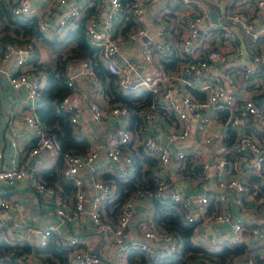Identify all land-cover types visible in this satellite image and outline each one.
Segmentation results:
<instances>
[{
	"label": "built area",
	"instance_id": "2783aa9c",
	"mask_svg": "<svg viewBox=\"0 0 264 264\" xmlns=\"http://www.w3.org/2000/svg\"><path fill=\"white\" fill-rule=\"evenodd\" d=\"M155 0H80L72 4L61 14H55L53 23L44 19L41 28L44 31L60 29L69 23L70 19L77 18L81 11L87 6H93L98 12H102L104 7L105 16L103 27L97 16H87L83 22V31L87 42L98 48L100 59L103 65L119 78L120 86L124 90L147 88L153 92V98L144 105L134 108L118 101L105 104L104 91L97 89L94 83L97 80L95 71L89 58L71 57L64 63V79L68 86V91L61 97L58 106L66 110L73 123H78L86 112H89V119L95 122L103 120L105 116L115 117L118 114L128 115L133 113L142 117L143 150L153 156L160 165L166 164L173 159L184 160L194 153L198 154L201 142H209L211 135L207 134V125L213 118H216L219 110H224L226 115L223 119L226 127L241 125L243 130L239 131L235 138L233 156L230 158L224 143H220L216 148L214 159L208 160L200 157L188 163L185 170L187 176L192 175L195 167H200L203 175L208 176L211 171L218 175V185L220 190L213 194L218 199H226L224 190L235 192L236 201L242 203L251 198L256 201L259 207L260 216H254L250 223L242 220H234L225 207L210 213L207 204L210 196L206 192L198 195L190 193L178 187H173L168 178H154V187L147 193L146 202L153 206V200L159 199L162 202H177L183 211L186 222H193V238L201 244H221L233 245L244 242L246 230L250 232L253 241H256L257 248L245 254L246 264H263L264 259V140L257 138L247 128H261L264 131V103L258 104L251 96H237V78L233 72L226 71L222 76L224 81L215 78L206 82V95L195 97L191 92L178 85L168 82L169 72L163 69L156 60V54L163 51V41L168 36L166 22L158 20L155 22L157 32L155 38L148 34L145 26V8L147 2ZM219 6L216 11L217 22L207 21L206 25L200 29L199 22L208 16V9L204 4L200 6L198 12L187 20L186 32L179 41V50L182 53V64L180 72L176 73L177 78L188 80L198 67H205L208 70L218 65L226 53L213 43L217 35L223 40H233V50L236 58H243L240 64V72L243 80L256 78L259 84H264V27L253 30L256 15L264 8V0H244L247 1L254 13L249 16L244 11L229 10L221 5V0H208ZM12 12L24 16H36L38 11L33 8L30 0H13ZM58 4H66L67 0H57ZM190 3V0H167L166 11L177 12L181 7ZM126 4L130 7V14L135 26L124 37L113 36L117 34V28L124 19ZM106 5V6H105ZM207 20V18H206ZM238 22L244 33H250L251 46L254 50H246L240 41H234L235 29L232 22ZM141 38L140 50L143 60L147 62V68L152 73L147 75L138 68L136 59L125 53L126 45ZM33 56V44L6 43L0 55V74H3L13 88H23L25 90L24 101L28 104L18 118L11 117L10 124H20V131L11 138L10 144L13 149L4 147L0 142V186L12 187L15 183L26 177L28 184L41 192L54 193L53 186L47 184L40 176L42 169V158L38 156L28 171L26 166L18 164L15 156L17 138L20 135L31 139L29 154L36 155L42 151L51 154H59L64 160L63 174L74 184V200L68 204L62 197H53L57 215L62 218H77L81 212H86L93 223L95 229L103 239L109 243H115V260L107 264H126L127 257L131 252H143L145 259L139 264H153L162 255H169L177 251L182 246V236L179 231L167 228L158 221L157 215L150 211L142 220V238L127 239L126 227L130 217L135 211V196L143 194V189L134 190L127 197L119 208L117 218L114 222L106 221L103 218V206L106 201L113 198V184L103 180L95 179L92 187L96 191L88 194L82 188V169L95 159L101 150L100 145H94L84 152L63 151L58 140L49 134L46 125L40 120L36 107L40 97V90L44 84L45 71L43 70H20L14 69L16 66L27 65ZM163 56V55H160ZM12 61L13 67L9 61ZM82 79L86 84L88 94L85 95L81 88L77 86L78 79ZM91 90H95L94 93ZM176 91V96L173 92ZM164 108L172 111L176 115V124L171 126L167 137L172 141H179L190 136L191 129L198 131L199 137L188 148L177 147L171 150L166 143L159 141L149 128V120L155 117V111ZM212 136L219 137L218 132H213ZM130 130L118 123L108 135L104 143L105 156L115 163L114 170L118 173L130 177L133 172L134 156L129 146ZM250 153L253 155L246 161V166L236 167V154ZM184 167V168H185ZM132 171V172H131ZM252 174L257 175V183L252 184L249 178ZM255 203V204H256ZM255 208V205H252ZM248 209L253 211V207ZM25 209L24 203L17 197L5 196L0 191V211H13L22 213ZM203 221L207 222H227L229 228L222 231L220 236L209 234L199 227ZM28 225V223H26ZM9 228L13 231L17 228V221H8L0 218V230ZM38 232V245H43L48 240L51 233L55 234L56 241L70 247L68 255L71 264H99L102 260V253L91 248L88 238L76 234H66L60 231L54 223H46L39 227L30 226L29 231ZM144 238L156 242L158 248L144 240ZM245 243V242H244ZM26 254L23 253V264L26 263ZM35 264H48L42 259H38ZM190 264H217L212 258L202 257L190 261Z\"/></svg>",
	"mask_w": 264,
	"mask_h": 264
},
{
	"label": "crops",
	"instance_id": "0c3cea01",
	"mask_svg": "<svg viewBox=\"0 0 264 264\" xmlns=\"http://www.w3.org/2000/svg\"><path fill=\"white\" fill-rule=\"evenodd\" d=\"M11 1L13 2V0ZM78 1L80 0H67L66 4H58L57 0H30V3L33 8L38 11V15H43L44 19H47L50 23H53L52 19L55 14H61L62 12L66 11L70 5L78 3ZM166 1L167 0H155L153 2L146 3L144 26L148 34L155 38V34L157 32V26L155 25V22L158 20H163L166 22L168 36L165 41H163L164 52H158L156 54V60L158 64L163 67V69L170 71L169 73L172 76L169 77L168 82L174 85L175 88L178 85L182 86L184 89L191 92L195 97H203L206 95V91L204 88L206 82L211 81L215 78H219L224 81L222 73L224 74L226 71H231L235 74L238 81L236 85V93L238 97L249 95L258 104L264 103V84H259L255 77L248 78V80H243V76L240 72L241 67L239 63L243 62L244 59L242 57L239 59L235 57L234 53L232 52V39L222 40L219 35L214 37L213 43L216 44L226 53V58H224L222 62L216 65L213 70H208L205 67L196 68L188 80H183L181 78L176 77V73L180 72L183 60L182 53L179 50V41L186 32L187 20L193 15H195L198 12L200 6L204 4V6H206V8L208 9V16L206 17L208 23H214L213 21L209 20V13L211 12V10L215 12L218 11L219 6L208 0H190L189 4L181 7L177 12L169 13L166 11L165 8ZM124 2H126V0ZM220 3L223 7H226L229 10H240L244 11V13L249 16H254L251 6L247 1L221 0ZM212 6H217L218 10L217 7L213 8ZM106 7H104V10L102 12H98L97 10H95L94 7L87 6L81 11L80 15L77 18H81L91 11L92 13H90V15L97 16L100 22V26L103 27V20L105 16ZM88 9L90 10L88 11ZM126 12L130 13V7L127 4ZM256 16L257 17L253 24V30H259L264 27L262 26V22L264 21L262 10H260V12ZM125 17L126 16L124 15V18ZM232 25L235 29L236 36L234 41H240L246 50L252 52V50H254V47L251 46L250 43V33L242 32L237 21L232 22ZM53 30L56 29H51L49 32L44 30L43 33L47 36H51L50 34ZM113 36L124 37V35L120 34V26H118L117 28V34L114 33ZM141 41L142 39L138 38L136 41H133L132 43L126 45L125 53L129 54L132 58L134 57L138 63L139 70L149 75L152 72L147 68V62L143 60V56L140 60L137 55V47L140 50L139 47ZM260 41L263 42L264 37H262ZM38 43L37 47L39 51V56L35 58V55H33L31 58V62H29L27 65L16 66L14 69L31 70L32 64L33 66H38V63H43L47 66L54 65L56 57L60 55L67 47L66 45H64V43L58 45L57 47L46 42ZM9 64L11 67L14 66L12 65L11 60L9 61ZM36 70L45 71L44 69ZM45 78L46 75L44 77V82ZM116 79L119 82V78L117 76ZM81 80L82 79L80 78L78 79L77 86L78 88H81L82 92L85 95H87L88 91L86 89V84ZM100 84L101 83L98 82L97 78L96 82L94 83V86L97 89H101L102 91H104V89L101 88ZM120 88L123 91H128L124 90L121 86ZM94 91L95 90H91L92 93H94ZM173 95L176 96V91L173 92ZM24 98L25 90L23 88H13L9 84L7 78L3 74H0V142L4 147H7L9 149H13L10 144L11 138L20 131V124L12 125L10 124L9 119L13 116L18 118L19 116L17 115L21 114V112L25 108H27L28 104H26ZM104 101L105 104L118 101L130 105L123 100H110L106 91L104 92ZM146 103L140 105H144ZM132 115L135 116L137 124L135 123V121L130 122V117ZM225 115L226 113L224 110H219L218 114L216 115V118H213L210 121L209 125H207V134L211 135V139L209 142H201L198 154L194 153L184 160L173 159L170 162H167L166 164L160 165L156 162L153 156L147 154L142 148L141 143L145 132L141 127V116L133 114L131 112L128 115L118 114L114 118H110V116H105L103 120L95 122L89 119V112H86L84 116L81 117L78 123H74L76 127L75 133L77 136H86L89 139L90 146L87 150L97 144L101 146V150L100 154L82 169V188L88 194H91L92 191H96V189L92 187L93 181L97 178L103 179L113 184L114 192L112 197H114V195L116 194L115 180L117 179V177L127 179L124 174L118 173L116 170H114L115 163L111 162L110 159L105 156L104 152V143L106 142L108 135L111 133L112 129L115 127L116 124L122 123L126 125L130 130L129 146L132 150L133 156L139 158L138 166L142 171L144 168L148 167L151 173V177H153V179L160 177L167 179L169 178L174 188H181L182 190L190 193L193 196L198 195L202 192L208 193L210 196V200L207 204V210H209L210 213H213L225 207L227 211L230 212L234 220H242L245 223H250V219H253L255 216L257 217L258 221V217L261 213L259 211L260 205H258L254 199L246 198L244 200L245 207H243L242 203H238L236 201L235 192L229 190H224V193L227 197L226 199L223 200L216 198L213 192L220 190V187L218 185L217 180L218 175L215 174V172L211 171L208 176H205L203 175V172L200 167H195V171L192 173V175L187 176L185 174V166H187L188 163L193 160H198L199 156L206 157L208 160L214 159V156L216 155V148L221 142L225 144L228 150L229 157L231 158L234 155L233 151L235 148V138L237 133L243 130V128L241 125L235 127H226L223 122ZM175 124L176 115L172 111L164 108H158L155 111V117L149 120V128L154 133L155 137L162 143H166L171 150H174L177 147L188 148L189 145L191 146L195 142V138L199 137L198 131L192 128L189 137H186L179 141H172L167 137L166 134L168 133L171 126H175ZM247 131L253 133L254 136H256L257 138H261L264 140V131L261 128H247ZM213 132H218L220 136L218 138L212 136ZM30 144L31 139L29 137L20 135L17 138V147H15L13 150L17 152V155L15 156L17 163L26 166V168L28 161L32 156L29 154ZM141 151L146 153L148 156L152 157L154 161L147 162V160H142L141 157H138L137 154H139V152ZM43 152H47L48 154L53 156L54 159L50 163L45 164L44 162L47 160L48 157L43 155ZM236 155H238V157L235 158L234 162L236 167L238 168L246 166V161L248 162V158L253 156L251 152H248L246 154L240 152V154ZM39 156L42 158V168L44 169L49 168L51 166H55L56 163L60 161L64 163L62 156L59 154H51L48 151H42ZM244 159L246 161H244ZM134 170L135 166H133V172ZM257 179H259L257 175L252 174L249 178V181L254 184L257 183ZM51 186H53L54 188V193L52 195L50 193L48 194L46 192L38 191L34 187H31L28 184L26 177L19 179L12 187L0 186V191L2 194H4L5 196L17 197L21 199L25 206V209L22 213H16L10 210L0 211V218H5L8 221H17V228L15 230L10 231L9 228H2L0 230V233H4L12 239L18 238L20 242H26L30 244V246L34 247L36 244L38 245V232L36 230L29 231V227H39L46 223H54L60 231L66 234H76L87 237L90 247L101 252L103 255L102 260L99 264H107L108 262H113L115 260L116 251L115 243H109L102 238L100 233L95 229L93 223L91 222L86 212H81L77 218L70 219L62 218L61 216L57 215L55 210V202H53V197H63L66 202L68 201V204H71L75 198L74 184L73 190L70 193L64 192V190L62 191L63 186L60 184L59 181H55L53 184H51ZM142 193L143 194L141 195L135 196V211L130 217L126 227L127 239H141L143 237V227H141L140 220H142L150 211H153V206L146 202L145 197L147 193H149V190H143ZM111 199L106 201L105 205L103 206L102 215L106 221L114 222L117 218L119 210L115 209L113 207V204L110 203ZM137 204H140V208L136 207ZM252 205H255V208ZM250 206L253 207V211H250L248 209ZM260 217L263 218V216ZM26 223H28V225H26ZM199 227L209 234L220 236L222 231L229 228V224L227 222L203 221L199 224ZM245 233V243H243L246 245L247 250L242 253L241 256H238L237 264L242 261L243 264H246L245 254L249 253L250 250L257 248L258 246L256 241L252 240L250 232L246 230ZM144 240L149 242L155 249L159 247L156 242H152L147 238H144ZM202 245H206L209 248H217L224 244L218 246H214L210 243ZM128 257L126 264L140 263L137 257L133 259L134 261L129 260ZM38 259L39 257H37L33 251L27 252L26 263L35 264Z\"/></svg>",
	"mask_w": 264,
	"mask_h": 264
},
{
	"label": "trees",
	"instance_id": "16d2710c",
	"mask_svg": "<svg viewBox=\"0 0 264 264\" xmlns=\"http://www.w3.org/2000/svg\"><path fill=\"white\" fill-rule=\"evenodd\" d=\"M12 6L11 0H0V55L8 42L16 44L31 42L35 58L39 56L38 42H46L56 47L64 43L67 46L56 57L54 65L47 66L38 63V66L32 64L31 68L32 70L44 69L46 71V78L40 90L36 111L40 120L46 125L49 134L58 140L63 151L84 152L90 146L89 139L86 136L76 135V127L71 121L69 113L58 106L61 97L68 91L63 74L64 63L67 59L71 57L89 58L98 82L101 83V88L104 89V92L106 91L110 100H123L134 108L138 104L146 103L152 99V92L148 89L123 91L116 76L103 65L99 57V49L87 42L83 31V22L92 13L91 11L81 18L70 19L69 22L71 23L53 30L51 36H47L41 28L42 20H44L43 15L24 16L14 14ZM125 16L119 25L120 34L122 35L135 26L130 13L126 12ZM29 62H31V59ZM133 121L137 124L134 115L130 117V122ZM137 156L141 157L142 160H147V162L154 161L152 157L142 151ZM138 159L134 156L133 165L135 170L130 177H127V179L117 177L115 180L116 194L110 200L115 209L119 210L123 201L134 190H152L154 187V179L151 177L149 168H144L142 171L138 166ZM63 165L64 163L60 161L55 166L42 168L39 174L47 184L51 185L55 181H59L63 186L62 191L70 193L73 190V183L64 176ZM153 209L159 222L167 228L179 231L182 236V246L177 251L162 256L153 264H190V261L202 257L212 258L217 264H237L238 256H241L247 250L243 242L231 246L224 244L217 248H209L206 245L199 244L192 236L193 222L184 220L181 207L177 202L166 203L154 199ZM30 251H33L37 257L48 264H71L68 257L70 247L58 243L54 233L49 235L45 244H36L34 247L26 242H20L18 238L12 239L6 234L0 233V264H23L22 254ZM133 257H137L139 262L145 259L143 252L129 253V260L134 261Z\"/></svg>",
	"mask_w": 264,
	"mask_h": 264
},
{
	"label": "water",
	"instance_id": "95a60500",
	"mask_svg": "<svg viewBox=\"0 0 264 264\" xmlns=\"http://www.w3.org/2000/svg\"><path fill=\"white\" fill-rule=\"evenodd\" d=\"M209 20L210 21H213V22H216L217 19H216V12L211 10V12L209 13ZM207 23V20L206 18H203L202 21L199 22V27L200 29L203 28ZM39 155L36 154V155H32L28 161V164H27V171L30 169V167L33 166L36 158L38 157ZM136 207L140 208V204H137ZM239 264H243V261L242 262H239Z\"/></svg>",
	"mask_w": 264,
	"mask_h": 264
},
{
	"label": "rangeland",
	"instance_id": "374dc122",
	"mask_svg": "<svg viewBox=\"0 0 264 264\" xmlns=\"http://www.w3.org/2000/svg\"><path fill=\"white\" fill-rule=\"evenodd\" d=\"M262 15L264 16V8L262 9ZM262 23H263L262 26H264V21ZM137 52H138L137 55H138L139 59L141 60L142 54H141L140 50L138 49V47H137ZM43 155L48 157L47 160L44 162L45 164L50 163L54 159V157L51 156L50 154H48L47 152H43ZM133 259H135V257H133Z\"/></svg>",
	"mask_w": 264,
	"mask_h": 264
}]
</instances>
